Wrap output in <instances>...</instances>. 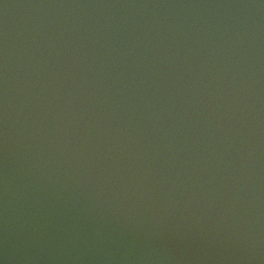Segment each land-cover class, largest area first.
<instances>
[{
	"label": "water",
	"instance_id": "water-1",
	"mask_svg": "<svg viewBox=\"0 0 264 264\" xmlns=\"http://www.w3.org/2000/svg\"><path fill=\"white\" fill-rule=\"evenodd\" d=\"M0 264H264V0H0Z\"/></svg>",
	"mask_w": 264,
	"mask_h": 264
}]
</instances>
